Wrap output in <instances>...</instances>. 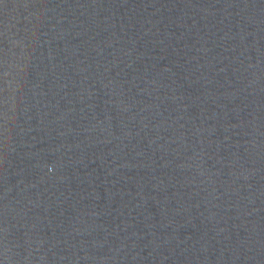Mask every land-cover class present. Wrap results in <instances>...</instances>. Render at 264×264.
<instances>
[{"label": "water", "instance_id": "95a60500", "mask_svg": "<svg viewBox=\"0 0 264 264\" xmlns=\"http://www.w3.org/2000/svg\"><path fill=\"white\" fill-rule=\"evenodd\" d=\"M0 264H264V0H0Z\"/></svg>", "mask_w": 264, "mask_h": 264}]
</instances>
